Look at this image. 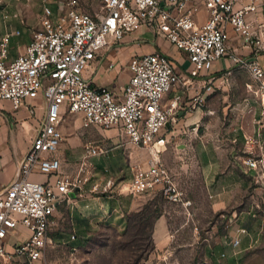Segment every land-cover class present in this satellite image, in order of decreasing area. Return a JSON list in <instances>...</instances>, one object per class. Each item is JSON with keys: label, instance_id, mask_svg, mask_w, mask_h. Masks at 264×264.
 Instances as JSON below:
<instances>
[{"label": "built area", "instance_id": "2783aa9c", "mask_svg": "<svg viewBox=\"0 0 264 264\" xmlns=\"http://www.w3.org/2000/svg\"><path fill=\"white\" fill-rule=\"evenodd\" d=\"M40 3L41 15L23 53L9 57L11 38L20 35L19 30L0 34V100L10 101L15 110L26 105L31 114L36 107L26 104L28 100L42 95L46 101L44 119L17 177L0 184V260L7 254V238L26 228V239L11 247L15 255L30 263L41 259L50 241V216L57 205L82 189L81 178L62 173L63 163L57 155L65 114H81L83 127L114 130L133 146L148 149V165L132 164L123 193L156 191L170 203L186 208L192 201L161 159L169 142L167 124L179 100L177 97L165 106V96L179 81L192 86L194 78H199L202 90L192 105L203 106V92L213 89L215 79L203 77V72L214 62L228 59L234 68L247 70L257 84L264 116V67L259 62L264 54V22L250 19L252 0H103L101 10L93 14L79 10L74 0ZM201 6L207 12L202 22ZM142 27L155 30L187 54L192 64L186 72L188 79L177 73L173 60L160 51L131 57V76L120 93L99 87L85 76L104 48L119 45ZM234 37L250 48V54L236 52L230 44ZM231 74L232 69L225 70L221 86ZM262 124L248 138L252 149L242 163L264 178ZM104 153L106 149L100 145H85V159ZM35 172L46 175L47 180L30 179ZM239 243L236 239L233 245Z\"/></svg>", "mask_w": 264, "mask_h": 264}, {"label": "rangeland", "instance_id": "374dc122", "mask_svg": "<svg viewBox=\"0 0 264 264\" xmlns=\"http://www.w3.org/2000/svg\"><path fill=\"white\" fill-rule=\"evenodd\" d=\"M74 1L79 10L90 14L101 10L103 4V0ZM40 15V0H0V26H23L30 34ZM12 51L15 54L20 49ZM256 92L258 86L249 72L238 68L210 96L204 107L208 122L203 129H207L210 138L204 145L206 154L232 163L248 154L251 146L245 134L253 132L263 118L261 96ZM37 100L32 118L24 107L18 110L33 124L46 112L45 99ZM61 133L57 155L63 163L62 173L81 178L82 189L75 197L60 202L51 214L50 241L41 259L30 263L26 257L13 253V242L25 240L29 234L26 228H20L21 234L7 238V259H1L0 264H264V234H259L256 246L245 249L242 244L233 248L235 236L229 233L234 209L242 214L239 221H245L255 231L264 227V178L256 172L248 171L247 190L240 193L239 206L214 213L210 196L201 192L197 154L175 137L167 143L161 159L192 201L186 208L170 203L156 191L137 195L121 191L126 189L131 166L137 161L136 151L141 149L128 138L111 129L85 128L80 115L72 113L64 115ZM89 142L100 145L106 153L85 159V145ZM169 148L174 151L179 171L174 160L165 158ZM253 214L254 222L250 217L246 219ZM161 217L166 222L162 244L155 239ZM158 228L164 235L165 227L159 224Z\"/></svg>", "mask_w": 264, "mask_h": 264}, {"label": "crops", "instance_id": "0c3cea01", "mask_svg": "<svg viewBox=\"0 0 264 264\" xmlns=\"http://www.w3.org/2000/svg\"><path fill=\"white\" fill-rule=\"evenodd\" d=\"M254 2V10L249 15L250 19L264 22V0H252ZM251 1H246L250 3ZM201 22L207 15L206 9L201 6ZM38 23V21H37ZM37 26V25H36ZM19 30L20 35H14L11 38L10 54L11 59L15 58L19 54L23 53L26 45L31 41L32 31L27 33L23 26L11 27V26H0V34H4L9 31ZM25 35V36H24ZM22 36L25 37L22 42ZM231 46L236 50L238 54L247 55L250 54L251 50L249 47L242 46L239 40L235 37L231 41ZM13 49H20V51L13 54ZM160 51L167 54L174 62L177 73L181 74L185 78L187 69L192 67V64L187 54L173 44H171L166 38L156 33L151 28L142 27L134 31L129 36L125 37L119 45L110 44L104 48L97 59H95L89 68L85 71V76L93 80L95 85L99 87H106L116 93H120V87L129 80L131 71L129 68V61L132 56L136 54L150 53ZM259 62L264 67V54L259 57ZM113 64V68L109 65ZM232 69L233 76L234 72L238 68H234L233 64L228 59H222L214 62L213 67L210 70L204 71L203 77H215L213 83V89L204 91L205 104L203 106L193 107V98L201 93L202 85L201 79H195L192 82V86L183 84L179 81L172 90L165 96L163 103L168 106L175 98L179 97L178 106L174 110V115L171 117L170 122L167 124L168 140H172L175 137H180L183 141V145L186 149H190L191 152L197 154V166L199 167V175L201 176V192L210 196V208L214 213H221L228 207L239 206L241 201L240 193L247 190V179H248V168L242 163V159L249 155L243 156L241 161L230 162L224 157L214 158L206 154L205 143L209 142V136L207 129H203V126L207 127L206 109L204 108L210 96L220 89L221 80L225 76V70ZM229 77V76H228ZM227 77V78H228ZM201 78V76H200ZM43 96L40 95L35 99H30L26 104L34 105L37 99ZM26 109L28 116L32 118L35 114H31L28 110V106H22ZM21 108V107H20ZM19 108V109H20ZM8 109L15 110L12 103L8 100H0V184L5 185L14 180L18 175V169L25 158L33 138L37 134V130L44 119L45 113L39 120H36L35 124L32 123L31 119L28 118L25 113L20 114L12 113ZM211 112V111H210ZM81 117L82 115L78 114ZM262 124V131L264 136V116L259 120L258 126L254 128L253 132H246L245 137L251 138L255 135L257 129ZM114 131V130H113ZM190 145V146H189ZM251 146V145H250ZM204 147V148H203ZM140 150L136 151V159L138 163L143 166L148 165L149 151L146 147H140ZM252 149V147H251ZM166 149H164L165 151ZM163 151V152H164ZM204 153V157H203ZM165 158L174 160V166H177L179 171V164L175 165L176 158L172 148L167 149L164 153ZM199 155V157H198ZM232 163V164H231ZM185 167V165H184ZM30 179L35 181L44 182L47 180V176L39 172H35L30 175ZM247 202V200H246ZM251 215L250 211H247ZM241 213L238 209H234L232 216L230 217L232 224L229 229V233H232L236 239H240V243L237 246L233 245L234 240L231 242L233 248H237L239 245L247 247L256 246L258 242L259 234H264V227L258 231L254 227L245 224V221H239ZM246 219L250 217L251 222H254L255 214L252 216H245ZM239 221V222H238ZM256 223V222H255ZM258 223V222H257ZM161 224L165 227V233L162 235L157 229V225ZM245 230V231H243ZM215 231V230H214ZM166 237V222L161 217L156 224L155 228V239L157 243H163ZM235 252V250H234ZM223 257H226V254Z\"/></svg>", "mask_w": 264, "mask_h": 264}, {"label": "water", "instance_id": "95a60500", "mask_svg": "<svg viewBox=\"0 0 264 264\" xmlns=\"http://www.w3.org/2000/svg\"><path fill=\"white\" fill-rule=\"evenodd\" d=\"M78 189H79V188H78ZM70 196H71V197H75L76 194L73 192V193L70 194Z\"/></svg>", "mask_w": 264, "mask_h": 264}, {"label": "bare ground", "instance_id": "6f19581e", "mask_svg": "<svg viewBox=\"0 0 264 264\" xmlns=\"http://www.w3.org/2000/svg\"><path fill=\"white\" fill-rule=\"evenodd\" d=\"M4 259H7V257L6 258L4 257Z\"/></svg>", "mask_w": 264, "mask_h": 264}]
</instances>
